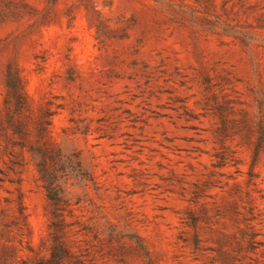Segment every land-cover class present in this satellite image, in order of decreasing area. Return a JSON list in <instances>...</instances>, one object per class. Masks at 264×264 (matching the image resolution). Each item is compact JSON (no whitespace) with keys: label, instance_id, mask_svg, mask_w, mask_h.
I'll list each match as a JSON object with an SVG mask.
<instances>
[{"label":"rangeland","instance_id":"obj_1","mask_svg":"<svg viewBox=\"0 0 264 264\" xmlns=\"http://www.w3.org/2000/svg\"><path fill=\"white\" fill-rule=\"evenodd\" d=\"M0 264H264V0H0Z\"/></svg>","mask_w":264,"mask_h":264},{"label":"trees","instance_id":"obj_2","mask_svg":"<svg viewBox=\"0 0 264 264\" xmlns=\"http://www.w3.org/2000/svg\"><path fill=\"white\" fill-rule=\"evenodd\" d=\"M15 93L20 95L18 91ZM36 157V168L44 183L47 200L53 208L55 222L60 224L62 223L60 213L67 206L64 185L70 179H83L84 177L79 158L77 155L62 154L58 147L50 143L39 147ZM59 246L62 247V243H59Z\"/></svg>","mask_w":264,"mask_h":264}]
</instances>
